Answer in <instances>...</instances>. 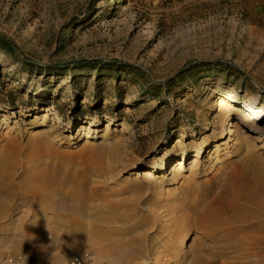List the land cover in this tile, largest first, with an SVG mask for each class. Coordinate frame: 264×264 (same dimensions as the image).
<instances>
[{"label": "rangeland", "instance_id": "obj_1", "mask_svg": "<svg viewBox=\"0 0 264 264\" xmlns=\"http://www.w3.org/2000/svg\"><path fill=\"white\" fill-rule=\"evenodd\" d=\"M224 94L264 109V0H0V151L14 166L0 264H167L154 257L169 255L168 264H261L264 253L218 248L224 231L207 236L194 209L213 200L228 163L260 146L264 131L262 112L253 133L235 118L231 139L216 147ZM121 122L134 134H120ZM203 137L209 149L194 158ZM184 149L180 172H126ZM43 165L58 177L47 207L23 187ZM96 221L125 243L94 244Z\"/></svg>", "mask_w": 264, "mask_h": 264}, {"label": "bare ground", "instance_id": "obj_2", "mask_svg": "<svg viewBox=\"0 0 264 264\" xmlns=\"http://www.w3.org/2000/svg\"><path fill=\"white\" fill-rule=\"evenodd\" d=\"M241 101V105L238 106L236 103ZM218 109L220 110V121L225 124V127H221V133L216 147H219L225 142L224 137L231 139L233 133L235 132L234 119L237 118L246 129L247 132L252 131H262L263 127L259 124L263 120V116H259L257 113H264L263 107L259 106L255 101H242L237 96L231 94H224L219 96L217 99ZM236 105V106H235ZM45 109H51L44 107ZM238 110L239 112H237ZM257 112V113H256ZM29 115V114H28ZM58 114L54 115V119H57ZM111 120V118H108ZM89 125H93L90 121H83ZM41 120L36 126L41 124ZM52 124V123H51ZM122 128L120 129V134L128 133L134 134L132 128L121 122ZM227 125V126H226ZM68 131L74 130L72 123L66 125ZM261 126V128H260ZM81 128L85 126L80 124ZM262 129V130H261ZM36 130V129H34ZM51 131L54 128H50ZM41 130L34 131V135L39 137L42 135ZM241 132H244L241 129ZM6 133V132H5ZM104 138V135H101ZM249 136V135H247ZM97 138V135L93 133L92 136L86 135L84 139V145H91V139ZM49 142L47 144L53 145L59 137L58 133H52L49 137ZM178 141H182L177 139ZM201 143L194 148L195 151L192 156L194 158H201L209 149L210 140L208 137H203ZM256 141L260 142L256 146L255 150L260 149L264 151V131L258 133ZM183 142V141H182ZM262 142V143H261ZM237 145L235 152L244 143L242 141H235ZM5 145H13L12 141H9ZM119 143L111 145L110 152L113 153V148H117ZM240 149V154L238 158L233 162L229 161L227 166H230L228 170L222 173L223 183L216 192V196L211 200L206 206L202 208L194 207L197 209L199 218V227H205L206 234L212 239H215V234L218 231H224V236L222 241L217 243V247L221 250L229 249L230 251H254V253H264V157L261 156L259 152L253 151H242ZM6 148L0 151V218L6 216L7 212L10 210L11 202L13 199V193L10 191L13 188V175L14 166L5 159L4 155ZM233 155V154H232ZM190 154L184 149L180 157L172 162H166L158 165H152L148 168H143L142 164L136 167H130L126 169V172H130L142 176L145 179H155V175L158 172L166 170L169 166V171L171 173H177L184 170L187 161L190 159ZM233 157V156H231ZM194 168L197 166V162L194 163ZM51 168H54L52 165ZM44 169H50V165H43L40 171L35 172V178L33 182L29 181L26 177L24 178V190L26 192H33L35 198L40 203H43L46 207L50 204L51 199L47 194L54 186L58 177H51L44 173ZM167 169V170H168ZM72 196H82L86 198V201H90L89 197L83 191H73ZM40 217L39 220H42ZM100 219H112L111 216L102 214ZM241 223V224H240ZM240 224V225H238ZM242 224H244L242 226ZM91 231L98 234V238L94 241V244L102 245L105 249L109 250L113 248L114 244L117 242L124 244V241H119L112 236L109 228H104L99 221L91 227ZM117 243V244H118ZM43 248L47 246L42 244ZM155 259L164 260L165 263H169L170 255L162 258L160 256L154 257ZM197 260V259H195ZM135 264H139L135 262ZM264 264V259L261 261Z\"/></svg>", "mask_w": 264, "mask_h": 264}]
</instances>
